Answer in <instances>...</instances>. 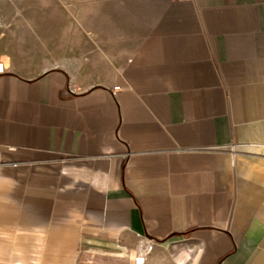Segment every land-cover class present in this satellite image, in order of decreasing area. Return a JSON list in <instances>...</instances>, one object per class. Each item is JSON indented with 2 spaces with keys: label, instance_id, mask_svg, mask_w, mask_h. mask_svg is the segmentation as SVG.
Here are the masks:
<instances>
[{
  "label": "crops",
  "instance_id": "crops-1",
  "mask_svg": "<svg viewBox=\"0 0 264 264\" xmlns=\"http://www.w3.org/2000/svg\"><path fill=\"white\" fill-rule=\"evenodd\" d=\"M7 5L73 57L0 39V264H264V0Z\"/></svg>",
  "mask_w": 264,
  "mask_h": 264
},
{
  "label": "rangeland",
  "instance_id": "rangeland-1",
  "mask_svg": "<svg viewBox=\"0 0 264 264\" xmlns=\"http://www.w3.org/2000/svg\"><path fill=\"white\" fill-rule=\"evenodd\" d=\"M57 1L48 0V14L49 20L56 19L57 15ZM8 0H0V39L5 37L8 31L12 30L14 26H20L21 31H29L33 39L21 40L22 47L25 46L24 41H27V46L30 47V51L33 53L34 58L38 61L49 65L61 64L64 62H71L73 57V39L71 36L72 23H60V22H23L20 17V10L15 11L18 8L10 7L7 5ZM44 5V4H43ZM43 12L41 10L36 14L33 12V17L36 15H46L44 7ZM38 17V16H37ZM40 18V16L38 17ZM45 19V16H43ZM42 36V37H41ZM31 41V43H30ZM30 43V44H29Z\"/></svg>",
  "mask_w": 264,
  "mask_h": 264
},
{
  "label": "built area",
  "instance_id": "built-area-1",
  "mask_svg": "<svg viewBox=\"0 0 264 264\" xmlns=\"http://www.w3.org/2000/svg\"><path fill=\"white\" fill-rule=\"evenodd\" d=\"M0 69H2V68H1V64H0ZM118 88H119V86H116V87H115V89H118ZM139 260L142 261L143 259L139 257Z\"/></svg>",
  "mask_w": 264,
  "mask_h": 264
},
{
  "label": "bare ground",
  "instance_id": "bare-ground-1",
  "mask_svg": "<svg viewBox=\"0 0 264 264\" xmlns=\"http://www.w3.org/2000/svg\"><path fill=\"white\" fill-rule=\"evenodd\" d=\"M143 262H144V260H143Z\"/></svg>",
  "mask_w": 264,
  "mask_h": 264
}]
</instances>
